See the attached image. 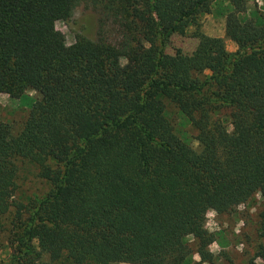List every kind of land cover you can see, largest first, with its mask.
<instances>
[{"label":"trees","instance_id":"16d2710c","mask_svg":"<svg viewBox=\"0 0 264 264\" xmlns=\"http://www.w3.org/2000/svg\"><path fill=\"white\" fill-rule=\"evenodd\" d=\"M214 1L0 0V94L39 96L17 129L0 122L2 264H198L213 241L205 214L256 194L264 264V23L248 0H226L224 35L242 40L229 52L198 28ZM79 5L97 31L66 45L49 23ZM188 27L184 63L162 42ZM30 168L47 190L20 196Z\"/></svg>","mask_w":264,"mask_h":264},{"label":"rangeland","instance_id":"374dc122","mask_svg":"<svg viewBox=\"0 0 264 264\" xmlns=\"http://www.w3.org/2000/svg\"><path fill=\"white\" fill-rule=\"evenodd\" d=\"M230 10V5L226 0H215L211 4L209 13L199 17L198 28L207 36L222 38L225 49L232 52L242 43V40L239 37L230 39L224 35L225 18ZM246 13L259 15L264 23V0H248ZM96 21L95 13L92 15L85 5H79L70 19H65L61 15L52 19L49 29L51 32L59 33L64 43L69 45L80 34L94 38L97 31ZM110 33L108 38L111 39L112 32ZM192 34L193 27L186 28L183 35L171 34L162 42L163 51L176 60L184 63L190 62L197 42ZM38 98V94L31 90H26L18 98H9L7 94L1 93L0 122L8 124L14 130L17 129L25 119L32 103ZM165 114L174 133L191 148L197 149L194 131L182 120L175 107L166 103ZM34 172L35 170L30 168L27 172L20 173L17 181L20 196L41 195L47 190V185L38 180ZM259 211L260 198L257 194L228 213L217 214L208 211L204 216L203 228L212 235L213 241L207 246L208 261L198 264H262L254 259L252 253L253 247L260 240L256 232ZM185 239L190 251V261L199 262L194 240L190 236ZM7 252L0 236V264L6 259Z\"/></svg>","mask_w":264,"mask_h":264}]
</instances>
